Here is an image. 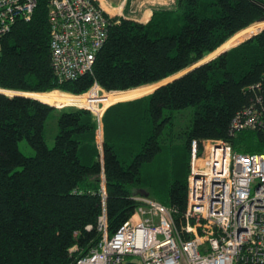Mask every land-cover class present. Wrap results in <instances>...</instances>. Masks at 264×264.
<instances>
[{
	"label": "trees",
	"instance_id": "16d2710c",
	"mask_svg": "<svg viewBox=\"0 0 264 264\" xmlns=\"http://www.w3.org/2000/svg\"><path fill=\"white\" fill-rule=\"evenodd\" d=\"M263 20L264 0H177L176 10H156L147 23L121 17L111 25L93 72L59 83L48 0H38L32 18L19 19L0 40V90L29 95L0 92V264H76L99 241L102 212L113 234L134 212L138 195L176 208L182 223L194 138L264 153L263 129L231 131L235 114L264 93L250 89L264 77V29L136 102L109 107L103 161L86 160L98 155L91 111L54 106L71 96L59 90L82 94L95 82L111 93L164 82ZM190 107L182 125L178 112ZM54 112L58 130L50 147L47 121ZM125 114L139 121L138 129L121 127ZM23 139L34 155L21 151Z\"/></svg>",
	"mask_w": 264,
	"mask_h": 264
},
{
	"label": "built area",
	"instance_id": "2783aa9c",
	"mask_svg": "<svg viewBox=\"0 0 264 264\" xmlns=\"http://www.w3.org/2000/svg\"><path fill=\"white\" fill-rule=\"evenodd\" d=\"M37 5L38 0H0V40L19 19L30 20ZM48 6L51 61L59 83L92 73L111 25L121 17L115 19L103 0H48ZM250 89L264 90V77ZM109 92L95 82L85 93H69L73 101L64 106L90 110L101 124L114 104L106 105ZM248 129L264 130V93H256L232 119L233 133ZM101 186L105 200L104 172ZM135 199L134 212L113 234L102 212L101 237L76 264H264V153L194 138L182 223L175 219L176 208L145 195Z\"/></svg>",
	"mask_w": 264,
	"mask_h": 264
},
{
	"label": "rangeland",
	"instance_id": "374dc122",
	"mask_svg": "<svg viewBox=\"0 0 264 264\" xmlns=\"http://www.w3.org/2000/svg\"><path fill=\"white\" fill-rule=\"evenodd\" d=\"M105 8L112 12V14L114 15L115 19H118L119 17H123V18H129L131 17L134 20H139V19H143L145 20V23H147L148 21H150L153 17V14L156 10H162V9H167V10H176L177 9V0H103ZM112 7V9H111ZM130 18V19H131ZM260 22H264L260 21ZM264 24V23H262ZM264 29V25L259 27V26H251L249 28H245V30L239 32L238 34H236L234 37H232L224 46H222L220 49H218L215 53H211L207 56H205V58H203L199 63H203L206 61H209L211 59H213L214 57H216L217 55H219L220 53H222L225 50H228L238 44H240L241 42L249 39L250 37H252L254 34H257L259 31ZM245 38V39H243ZM243 39V40H242ZM242 40V41H241ZM241 41V42H240ZM198 63V64H199ZM184 71L178 73L177 75L172 76L170 79L161 82V83H166L167 81L172 80L174 77L181 75ZM161 83H157L154 85H150V86H144L141 88H137V89H133V90H129L126 91V93H138L140 91H145L147 92L148 95L149 93L153 92ZM57 90V89H56ZM59 90V89H58ZM60 92L63 93H70V92H66L63 90H59ZM9 95L14 94L13 91H8ZM142 95L140 97H135V98H129V99H125V100H121L118 101L112 105H116V104H121V103H126V102H136L137 99H140L141 97L145 96ZM106 96H108V94H106ZM73 101V97L69 96V98H65V100L59 101L57 102V107H63L64 105H68L70 103H72ZM65 107V106H64ZM77 107V106H75ZM122 109H127V106H123ZM192 111V107L184 109L178 113L182 114V117L179 116V123H181L182 125H184L188 118L189 113ZM177 113V114H178ZM57 113L54 112L53 114L50 115V117L48 118L47 121V138H48V144L50 145V147H53L55 144V136L57 134V132L54 131L55 128H57L58 130V122H57ZM105 115V113H104ZM103 115V117H104ZM103 117H102V122L101 124L96 120V125H97V129H96V142L98 145V152H97V157H90V155L86 156V160L87 159H99L100 161H103V156H104V137H105V131H104V122H103ZM123 121L122 119L120 120V124L121 127L123 126H128V128L130 127H134L137 126L138 129L139 128V121L137 120V122H135L134 120H136V118H134L131 114H125L123 115ZM134 119V120H133ZM139 119V118H138ZM141 121V119H140ZM100 127V128H99ZM126 128V127H125ZM101 129V134H100V130ZM132 131V130H130ZM120 132H116L114 133V135H117V137L123 141V138L120 137ZM20 149L21 151L28 155H34L35 154V150L34 148L29 144V142L27 141V139H23L20 141L19 143ZM191 158V157H190ZM173 176L172 170L169 167L168 168V172L167 175H165V177H168L169 180V184L173 181L171 180ZM183 176V175H181ZM181 176L179 178H181ZM141 193H146L148 194V192L142 191Z\"/></svg>",
	"mask_w": 264,
	"mask_h": 264
},
{
	"label": "crops",
	"instance_id": "0c3cea01",
	"mask_svg": "<svg viewBox=\"0 0 264 264\" xmlns=\"http://www.w3.org/2000/svg\"><path fill=\"white\" fill-rule=\"evenodd\" d=\"M105 2V1H104ZM127 18V17H126ZM131 17H129V19H130ZM132 19V18H131ZM137 21H139V22H144L145 23V20H143V19H139V20H137ZM108 94V96H106L105 95V101H106V105H108V104H110V103H116V102H118V101H121V100H125V99H129V98H135V97H140V96H142V95H145V94H147V92H145V91H140V92H138V93H132V94H130V93H126V91L125 92H115V93H111V92H109V93H107ZM69 98V97H68ZM63 100H65V99H63ZM62 101V100H61ZM59 102V101H58ZM111 106H113V105H111ZM110 106V107H111ZM90 154H92L90 157H94V153H90ZM97 157V156H96Z\"/></svg>",
	"mask_w": 264,
	"mask_h": 264
},
{
	"label": "water",
	"instance_id": "95a60500",
	"mask_svg": "<svg viewBox=\"0 0 264 264\" xmlns=\"http://www.w3.org/2000/svg\"><path fill=\"white\" fill-rule=\"evenodd\" d=\"M255 35V34H254ZM253 35V36H254ZM204 63V62H203ZM200 64H202V63H197L196 65H194V66H192V67H190L189 69H187V70H185L182 74H184V73H186V72H188L189 70H191V69H193V68H195L196 66H198V65H200ZM181 74V75H182ZM181 75H178V76H176V77H174L173 79H175V78H177V77H179V76H181ZM172 79V80H173ZM172 80H170V81H172ZM169 81H167L166 83H168ZM166 83H161L158 87H160L161 85H163V84H166ZM157 87V88H158ZM1 89V88H0ZM15 91V93L14 94H12L11 96H13V95H25L24 93L25 92H23V91H17V90H14ZM0 92H2V93H5L3 90H0ZM25 96H29V95H25ZM30 97H33V96H30ZM35 98V97H34ZM127 264H138V263H136V262H128Z\"/></svg>",
	"mask_w": 264,
	"mask_h": 264
},
{
	"label": "bare ground",
	"instance_id": "6f19581e",
	"mask_svg": "<svg viewBox=\"0 0 264 264\" xmlns=\"http://www.w3.org/2000/svg\"><path fill=\"white\" fill-rule=\"evenodd\" d=\"M3 91H4L6 94H8V93H7L8 91H6V90H3ZM56 91H57V90H56ZM59 92H60V91H59ZM14 93H15V92H14ZM62 93H63V92H62ZM64 94H65V93H64ZM8 95H9V94H8ZM11 95H12V94H11Z\"/></svg>",
	"mask_w": 264,
	"mask_h": 264
}]
</instances>
